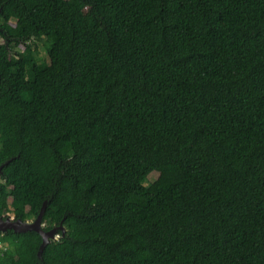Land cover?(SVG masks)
<instances>
[{
    "label": "trees",
    "instance_id": "16d2710c",
    "mask_svg": "<svg viewBox=\"0 0 264 264\" xmlns=\"http://www.w3.org/2000/svg\"><path fill=\"white\" fill-rule=\"evenodd\" d=\"M8 160L0 264H264V0H0Z\"/></svg>",
    "mask_w": 264,
    "mask_h": 264
},
{
    "label": "water",
    "instance_id": "95a60500",
    "mask_svg": "<svg viewBox=\"0 0 264 264\" xmlns=\"http://www.w3.org/2000/svg\"><path fill=\"white\" fill-rule=\"evenodd\" d=\"M9 161L10 160L0 165V173H3V167L7 163H9ZM48 201L49 199L43 202L40 212L32 220L24 221L21 218L15 219V218H10V217L0 216V232H6L9 229H13L16 232H26L29 230H35L41 234L42 243L38 251V258L41 261L43 260L44 249L48 245V243L52 242L53 240L58 239L60 236V233H59L60 231L62 232V234H65L66 232V228L62 223L58 226H55L47 230L44 228L45 226L44 215L46 212Z\"/></svg>",
    "mask_w": 264,
    "mask_h": 264
},
{
    "label": "rangeland",
    "instance_id": "374dc122",
    "mask_svg": "<svg viewBox=\"0 0 264 264\" xmlns=\"http://www.w3.org/2000/svg\"><path fill=\"white\" fill-rule=\"evenodd\" d=\"M12 24H15V21H12ZM13 47L14 48H17V49H19V50H21V49H23V44L21 43V42H19V41H15L14 43H13ZM46 61H48V59H46ZM157 175V173L156 172H154L153 174H152V176H156ZM1 179V178H0ZM6 215V217H10V218H13L14 217V215L12 214V212H10V211H5L4 212V215H2V216H5ZM1 216V215H0Z\"/></svg>",
    "mask_w": 264,
    "mask_h": 264
},
{
    "label": "built area",
    "instance_id": "2783aa9c",
    "mask_svg": "<svg viewBox=\"0 0 264 264\" xmlns=\"http://www.w3.org/2000/svg\"><path fill=\"white\" fill-rule=\"evenodd\" d=\"M5 248H6V246L0 241V250H4Z\"/></svg>",
    "mask_w": 264,
    "mask_h": 264
}]
</instances>
